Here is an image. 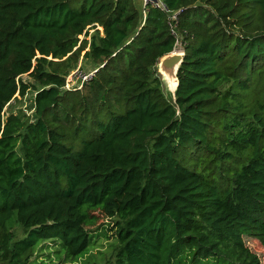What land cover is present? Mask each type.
Here are the masks:
<instances>
[{
	"label": "trees",
	"instance_id": "trees-1",
	"mask_svg": "<svg viewBox=\"0 0 264 264\" xmlns=\"http://www.w3.org/2000/svg\"><path fill=\"white\" fill-rule=\"evenodd\" d=\"M163 2L0 0V264L47 243L78 264L105 219L115 264H261L264 0ZM178 41L173 102L157 65ZM85 50L97 72L65 90ZM25 75L35 121L5 111Z\"/></svg>",
	"mask_w": 264,
	"mask_h": 264
},
{
	"label": "rangeland",
	"instance_id": "rangeland-1",
	"mask_svg": "<svg viewBox=\"0 0 264 264\" xmlns=\"http://www.w3.org/2000/svg\"><path fill=\"white\" fill-rule=\"evenodd\" d=\"M92 34H94V31L91 30L88 37L89 41L91 40ZM101 35H103L102 31ZM84 39L85 36H81L80 40L82 41ZM87 50L82 53L77 68L73 70L67 77V79L70 81L71 87L79 86L82 82V74H89L92 71L94 72L95 68L97 67L91 59L84 58L85 52ZM178 50H184L181 44H179ZM23 81L30 84L32 88L24 97H16L14 100H12L11 104L6 106V115L16 114L21 118L29 117L35 121L37 119L35 114V98L38 84L27 75L23 76ZM33 86L36 87V89H34ZM83 90L85 94L88 93V89L84 88ZM78 114L80 115L81 113L78 112ZM105 222L107 223L106 235H103V231H105V229H99L94 232V239L92 238L91 241L92 249L89 254L77 262L78 264H115V254L118 246L113 229L115 220L105 219ZM17 235L19 239L23 237V230L21 228L18 229ZM245 243L251 252L259 256L261 264H264V248L260 245V243L250 237H245ZM56 246V243H47V245H42L41 249L38 248L33 258L34 263L76 264L68 261L64 255L57 254L58 250Z\"/></svg>",
	"mask_w": 264,
	"mask_h": 264
},
{
	"label": "water",
	"instance_id": "water-1",
	"mask_svg": "<svg viewBox=\"0 0 264 264\" xmlns=\"http://www.w3.org/2000/svg\"><path fill=\"white\" fill-rule=\"evenodd\" d=\"M185 56L184 50H174L172 53L162 57L157 65L158 73L164 85L165 94L173 102H176L180 86L178 75Z\"/></svg>",
	"mask_w": 264,
	"mask_h": 264
},
{
	"label": "built area",
	"instance_id": "built-area-1",
	"mask_svg": "<svg viewBox=\"0 0 264 264\" xmlns=\"http://www.w3.org/2000/svg\"><path fill=\"white\" fill-rule=\"evenodd\" d=\"M142 5H143V17H144V19H146V17H147V11H148V8L150 6L153 7V8L161 9V10L169 13V10L166 8V5L164 4L163 0H142ZM180 13H181V10L178 11V12L173 13L170 16V20H173V21L178 20V16H179ZM97 29H100V27H98ZM175 29L176 28L172 26V33L174 35H177ZM92 31H94V30H92ZM179 44H180V42L178 41V43L176 44L175 50H178ZM95 73H96V71L94 70V72L92 71L89 74H86V73L85 74H82L83 75L82 82L77 87H71L70 86V81L67 79L66 80V83H65V86H64V89L65 90H68V91L81 89L85 83H88L93 78V76L95 75Z\"/></svg>",
	"mask_w": 264,
	"mask_h": 264
}]
</instances>
